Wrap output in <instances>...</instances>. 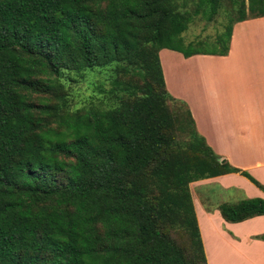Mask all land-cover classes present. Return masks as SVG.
Returning a JSON list of instances; mask_svg holds the SVG:
<instances>
[{"label":"trees","instance_id":"trees-1","mask_svg":"<svg viewBox=\"0 0 264 264\" xmlns=\"http://www.w3.org/2000/svg\"><path fill=\"white\" fill-rule=\"evenodd\" d=\"M227 25L185 43L197 16ZM264 0H0V264H207L190 184L220 163L166 89L162 49L228 53ZM226 222L264 200L217 206Z\"/></svg>","mask_w":264,"mask_h":264},{"label":"crops","instance_id":"crops-1","mask_svg":"<svg viewBox=\"0 0 264 264\" xmlns=\"http://www.w3.org/2000/svg\"><path fill=\"white\" fill-rule=\"evenodd\" d=\"M163 50L167 49L159 52V59L166 89L187 104L198 133L220 161L252 174L264 187V17L233 24L228 53L208 55V76L202 80L192 73L188 93H180L174 82L170 85L160 57ZM167 55L168 60L174 57ZM202 84L208 87L206 99L193 92ZM239 179L238 173H229L190 184L207 264H264V215L231 223L218 210L205 212L199 205L200 187L214 184L224 188L235 184L244 190L226 191L221 203L264 199L261 190ZM211 204L208 197V208H213Z\"/></svg>","mask_w":264,"mask_h":264},{"label":"rangeland","instance_id":"rangeland-1","mask_svg":"<svg viewBox=\"0 0 264 264\" xmlns=\"http://www.w3.org/2000/svg\"><path fill=\"white\" fill-rule=\"evenodd\" d=\"M227 22L228 21L226 19V12L224 10H221L219 14L210 22L201 18L200 16H197L189 24L187 30L182 34L185 43L196 42L199 40L200 41L207 40L204 43L205 44L204 47L208 50H212L214 47L211 41H214L216 36L220 35L224 31V27L227 25ZM167 54H170V56H174V57H170L171 60H168L169 56ZM160 57L163 62L165 74L170 82V85L173 84L174 82L179 87L180 93L189 92V89L191 88L189 84V79L192 73H196L197 77L202 80H204V78L208 76V61L211 59L209 58L211 56L198 55L190 59H185L176 52L170 50H163L160 53ZM170 89L171 91L173 90L172 86H170ZM193 92L199 95L202 99H206V97L208 96V87L202 84L200 87H198L197 91L193 90ZM249 176L255 180L252 174H249ZM241 178L250 182L244 176H241ZM242 179H239L238 182L241 183ZM231 183H235V180L233 179ZM234 185H231L228 188L221 187L220 185L217 184L210 185V187H208V185L200 187L199 189L201 190L199 193L200 207L205 212H211L212 209L217 210V206L220 205L221 202L226 200L225 198L223 199L226 191L230 190L233 192L236 191L244 192L242 188L236 187ZM261 191L264 193V190ZM208 192L210 195H208ZM208 197H210V201L212 203L211 206H213V208H208Z\"/></svg>","mask_w":264,"mask_h":264},{"label":"water","instance_id":"water-1","mask_svg":"<svg viewBox=\"0 0 264 264\" xmlns=\"http://www.w3.org/2000/svg\"><path fill=\"white\" fill-rule=\"evenodd\" d=\"M223 162H224L223 160L220 161V163H223Z\"/></svg>","mask_w":264,"mask_h":264}]
</instances>
